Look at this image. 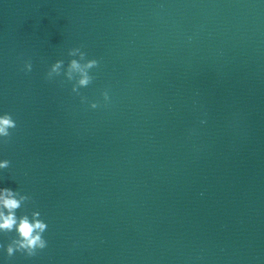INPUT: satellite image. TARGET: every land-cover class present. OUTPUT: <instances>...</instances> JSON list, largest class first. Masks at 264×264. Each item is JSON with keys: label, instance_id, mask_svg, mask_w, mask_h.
<instances>
[{"label": "water", "instance_id": "1", "mask_svg": "<svg viewBox=\"0 0 264 264\" xmlns=\"http://www.w3.org/2000/svg\"><path fill=\"white\" fill-rule=\"evenodd\" d=\"M5 113L0 188L47 246L0 232V264H264V0H0Z\"/></svg>", "mask_w": 264, "mask_h": 264}, {"label": "clouds", "instance_id": "2", "mask_svg": "<svg viewBox=\"0 0 264 264\" xmlns=\"http://www.w3.org/2000/svg\"><path fill=\"white\" fill-rule=\"evenodd\" d=\"M70 57H79V59H71L64 70V75L68 81L75 80L72 91L79 95L78 89L88 86L93 77L89 75V70L98 66L96 59H86V53L80 48H72L69 50ZM64 67L63 60H57L51 65L47 78L52 79L53 76H59ZM31 62H26L24 70L31 71ZM105 101L109 99L108 93H103ZM82 97V102H83ZM97 103H92L91 107L96 108ZM16 122L8 113L0 115V137L9 138L10 129L16 128ZM7 142V139H5ZM10 161L5 159L0 161V169L8 168ZM30 199L27 195H22L18 191L10 188H0V232L8 233L15 231L16 237L6 247L8 257L13 256L16 252H21L28 257L37 254V250H43L47 246V241L43 238V233L47 229V224L41 220L40 212L33 211L31 218L28 215L17 217L16 211L21 208L24 202Z\"/></svg>", "mask_w": 264, "mask_h": 264}]
</instances>
